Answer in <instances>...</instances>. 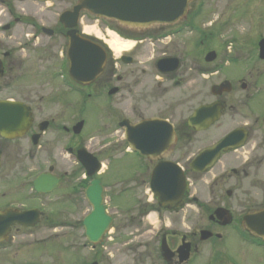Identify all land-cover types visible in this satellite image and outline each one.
I'll return each mask as SVG.
<instances>
[{
    "label": "flooded vegetation",
    "instance_id": "1",
    "mask_svg": "<svg viewBox=\"0 0 264 264\" xmlns=\"http://www.w3.org/2000/svg\"><path fill=\"white\" fill-rule=\"evenodd\" d=\"M84 1L0 0V264H264V24L225 37L193 0L130 29ZM72 40L82 72L105 54L91 81Z\"/></svg>",
    "mask_w": 264,
    "mask_h": 264
},
{
    "label": "water",
    "instance_id": "2",
    "mask_svg": "<svg viewBox=\"0 0 264 264\" xmlns=\"http://www.w3.org/2000/svg\"><path fill=\"white\" fill-rule=\"evenodd\" d=\"M191 0H94L93 12L100 17L117 19L123 26L132 28H147L156 23H174L181 19L187 12L188 4ZM73 47L75 44L72 45ZM73 76L81 75L78 70L77 54L75 51L71 54ZM105 57L100 51L99 61L96 62L92 77H86L84 80L92 79L102 71ZM80 65V64H79ZM134 143L140 152L149 151V147L156 139H129ZM148 146V149H146ZM205 159V152H201L195 160L202 163ZM97 170V169H96ZM16 220L24 223L25 214L15 216Z\"/></svg>",
    "mask_w": 264,
    "mask_h": 264
},
{
    "label": "rangeland",
    "instance_id": "3",
    "mask_svg": "<svg viewBox=\"0 0 264 264\" xmlns=\"http://www.w3.org/2000/svg\"><path fill=\"white\" fill-rule=\"evenodd\" d=\"M203 3L206 9V15L209 17L210 22L216 20L214 22L215 28H220V25L227 20L228 26L227 36L229 37L232 32L236 29L243 30L245 25L247 24H264V0H199ZM216 25V26H215ZM221 37H218L214 46L219 43ZM122 49L118 47L115 52L117 55L121 53ZM119 157V155H118ZM106 158V157H105ZM34 255L28 253L26 255L20 254L16 257L15 261H35L38 262L40 260L37 251ZM15 256V255H14ZM41 256V255H40ZM64 259V256H63ZM48 260V259H47ZM45 261V259H42ZM65 264H68L67 260L64 261ZM47 264H62L60 262H55L53 259H50Z\"/></svg>",
    "mask_w": 264,
    "mask_h": 264
},
{
    "label": "bare ground",
    "instance_id": "4",
    "mask_svg": "<svg viewBox=\"0 0 264 264\" xmlns=\"http://www.w3.org/2000/svg\"><path fill=\"white\" fill-rule=\"evenodd\" d=\"M110 45L113 47V48H115V49H117L119 46H118V44H117V41L115 40V41H111L110 42Z\"/></svg>",
    "mask_w": 264,
    "mask_h": 264
}]
</instances>
